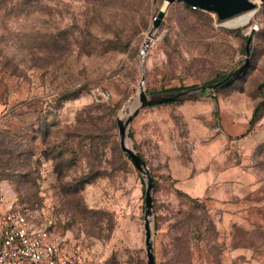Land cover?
Masks as SVG:
<instances>
[{"label":"rangeland","instance_id":"374dc122","mask_svg":"<svg viewBox=\"0 0 264 264\" xmlns=\"http://www.w3.org/2000/svg\"><path fill=\"white\" fill-rule=\"evenodd\" d=\"M252 1L232 25L241 15L165 0H0V206L78 245L86 264H146V179L117 120L139 106L142 76L148 95L212 85L251 36L237 78L141 110L126 143L153 182L155 264H264V3ZM200 167L215 184L236 172L234 205L184 192Z\"/></svg>","mask_w":264,"mask_h":264},{"label":"water","instance_id":"95a60500","mask_svg":"<svg viewBox=\"0 0 264 264\" xmlns=\"http://www.w3.org/2000/svg\"><path fill=\"white\" fill-rule=\"evenodd\" d=\"M168 5L174 2H182L183 4L189 7H195L205 12L213 13L217 16L219 21H225L236 16L249 13L251 10L255 8V4L249 0H165ZM264 3V0H260ZM165 12L160 10L157 16L153 20L152 30H155L159 27ZM151 33L149 34V37ZM148 37V38H149ZM149 40L145 43V48L148 46ZM251 44V36H249L246 40L244 51L246 57L241 65L235 69L230 75H228L225 79L216 82L212 85H203L200 87H196L189 90L183 91H172L165 93H156L148 95L143 89V81L144 76H142L140 84H139V93L137 102L139 106H135L133 109L132 115L128 118L122 120H117V129H118V137H119V146L120 150L130 159L132 165L137 170V172L146 179V189L144 193V246H145V256H146V264H155L154 260V249H153V241L152 234L150 229V218L153 215V182L152 178L138 154L134 152L132 148H130L127 143V128L131 123L133 118L143 109L160 104H166L169 102L181 101L186 98L194 97L196 93L200 96L204 89H210L212 91H216L221 89L225 85H227L230 81L237 78L246 66L249 63V49Z\"/></svg>","mask_w":264,"mask_h":264},{"label":"built area","instance_id":"2783aa9c","mask_svg":"<svg viewBox=\"0 0 264 264\" xmlns=\"http://www.w3.org/2000/svg\"><path fill=\"white\" fill-rule=\"evenodd\" d=\"M249 1L254 3L252 0ZM255 31L256 26L245 34ZM86 262V256L78 245L35 226L27 219L22 209L11 205L0 206V264H86Z\"/></svg>","mask_w":264,"mask_h":264},{"label":"crops","instance_id":"0c3cea01","mask_svg":"<svg viewBox=\"0 0 264 264\" xmlns=\"http://www.w3.org/2000/svg\"><path fill=\"white\" fill-rule=\"evenodd\" d=\"M191 172L194 173L195 167H191ZM234 171V170H232ZM197 176L189 177L186 179V183H182V188L184 192L193 199H203L209 198L215 204L225 206H232L236 203L238 198L237 187L234 183L235 179L233 177L236 172H229L227 177L221 175L218 178L219 184H215L212 177V170L206 169L201 170V167L197 168ZM201 174L204 175L202 178ZM233 178V179H232ZM187 185V188H186Z\"/></svg>","mask_w":264,"mask_h":264},{"label":"trees","instance_id":"16d2710c","mask_svg":"<svg viewBox=\"0 0 264 264\" xmlns=\"http://www.w3.org/2000/svg\"><path fill=\"white\" fill-rule=\"evenodd\" d=\"M179 3H182V2H179ZM183 4V3H182ZM185 5V4H184ZM185 6H187V5H185ZM187 7H189V6H187ZM244 71V70H243ZM228 75H225V76H222V77H220L219 78V80L221 79V80H223V79H225L226 77H227ZM220 80V81H221ZM219 82V81H218ZM172 91H178V89L177 90H175V89H173V90H167L166 92H172ZM171 103H175V102H169V104H171ZM262 103H259V104H257V106L255 107V109H254V111H253V114H252V118H251V120H250V124H253L256 120H257V118H258V116H259V114L261 113V109H262ZM118 130V129H117ZM122 152V151H121ZM123 153V152H122ZM139 157L141 158V156L139 155ZM129 159V158H128ZM130 160V159H129ZM188 197V196H187ZM189 198V197H188Z\"/></svg>","mask_w":264,"mask_h":264},{"label":"bare ground","instance_id":"6f19581e","mask_svg":"<svg viewBox=\"0 0 264 264\" xmlns=\"http://www.w3.org/2000/svg\"><path fill=\"white\" fill-rule=\"evenodd\" d=\"M253 16V13H248L246 15H241L237 19H235L232 23V25H246L250 18Z\"/></svg>","mask_w":264,"mask_h":264}]
</instances>
